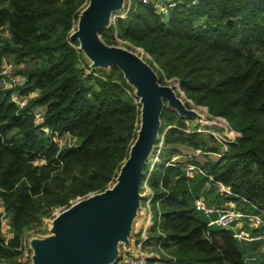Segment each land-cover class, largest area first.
I'll return each mask as SVG.
<instances>
[{"label":"trees","instance_id":"16d2710c","mask_svg":"<svg viewBox=\"0 0 264 264\" xmlns=\"http://www.w3.org/2000/svg\"><path fill=\"white\" fill-rule=\"evenodd\" d=\"M88 1L0 0V72L3 58L17 67L32 64L16 72L22 85L0 87V202L11 234L6 241L0 220L1 264H17L26 235L46 232L45 221L56 211L111 187L137 136L134 90L114 66L90 70L78 42L69 39ZM175 2L162 17L130 0L124 18H115L100 38L142 50L160 85L175 79L186 99L239 136L221 151L211 137L187 132V120L164 107L161 140L152 152L162 142L158 163L146 162L140 185L153 193L154 207L159 203L155 248L175 259L162 258V264H246L231 231L207 228L197 216L194 177L205 179L190 178L182 168L197 166L235 195L264 206V0ZM14 92L28 97L24 108L12 102ZM37 108L44 109L40 125L32 115ZM62 137L75 143L59 146L55 138ZM180 148L219 158L178 161ZM254 232L264 234V228Z\"/></svg>","mask_w":264,"mask_h":264},{"label":"water","instance_id":"95a60500","mask_svg":"<svg viewBox=\"0 0 264 264\" xmlns=\"http://www.w3.org/2000/svg\"><path fill=\"white\" fill-rule=\"evenodd\" d=\"M125 1L89 0L69 39L78 42V50L89 62L90 70H109L114 66L134 90L140 105L136 139L111 187L78 198L55 215L47 236L29 241L28 264H113L120 247L127 249L133 238L143 198V167L159 139L164 107L180 118L207 124L196 110L186 107L173 87L159 84L156 73L138 53L102 41L100 33L114 21L113 14L124 9Z\"/></svg>","mask_w":264,"mask_h":264},{"label":"built area","instance_id":"2783aa9c","mask_svg":"<svg viewBox=\"0 0 264 264\" xmlns=\"http://www.w3.org/2000/svg\"><path fill=\"white\" fill-rule=\"evenodd\" d=\"M130 1V0H128ZM142 4L151 6L155 12L162 16L166 17L171 9L176 6L175 0H139ZM129 6V2H128ZM128 10V8H127ZM126 10V12H127ZM125 16V15H124ZM124 18V17H121ZM18 68L16 65L12 63L8 58L2 59V66L0 72V87L3 90H11L16 87L22 85L18 79V76L12 72V70ZM12 102L19 108L22 109L26 106L28 101V97L20 96L17 92H14L11 97ZM43 108H37L33 110L32 115L34 118V122L36 125H40L43 122ZM41 130L49 134L46 128H41ZM68 139L70 143H75L74 138L62 137L55 138V142L59 144V146H63L65 140ZM226 149V145H224ZM199 153V151H198ZM172 165V164H168ZM187 176L192 178L193 175L198 174L205 179V183L210 185V188H213L217 191L218 195L224 199L223 205L214 206L210 205L203 197L198 196L193 201L194 210L196 213H201L205 215V217L209 218L211 216L214 217L213 220L207 222V228H217L221 230H229L232 232L233 237L239 242L251 243L255 240H258L262 243L261 251L264 254V234L258 233L256 236H252L250 233L246 231L245 228H249L251 230H260L264 228V206L259 207L251 204L246 199L235 195L228 186L224 183L215 180L212 176L201 170V168L188 165L184 168ZM143 186L144 189V199H146V206L141 209L140 215L144 226L142 225L139 228L138 234L141 236L142 241L140 243L136 242L137 238H132L130 241V245L127 249H124L122 246L120 247V254L118 259L113 264H162V258H154L145 251H143V245L147 242V228L154 226L152 221V213H151V204L153 199V193L147 187L146 183ZM246 208H249V212L245 211ZM157 209V219L156 228L158 230L160 223V213L159 211V203H156ZM0 220H1V233H4L10 227V220L2 208L0 206ZM133 240V242H132ZM7 241V240H6ZM135 242V243H134ZM158 251L163 252V250L158 246ZM171 263L175 262V259L171 256L166 257ZM29 256L26 253H22V255L16 260L17 264H28Z\"/></svg>","mask_w":264,"mask_h":264},{"label":"rangeland","instance_id":"374dc122","mask_svg":"<svg viewBox=\"0 0 264 264\" xmlns=\"http://www.w3.org/2000/svg\"><path fill=\"white\" fill-rule=\"evenodd\" d=\"M84 4L86 2V0H83ZM128 0L125 1V7L123 10L113 14L114 18H121L124 17V15L126 14V10H127V6H128ZM76 28V25H75ZM126 44L118 42L117 46H121L124 47ZM135 53H138L143 60H149V56H147L145 53H143L142 50L140 49H136ZM32 64H27L24 65L23 67H18L14 70H12V72H14V74L17 76L16 72L17 70H19V68H27L30 67ZM19 76V75H18ZM165 85L167 86H171L174 88L175 92L177 93V96L180 97L182 99V101L184 102V104L186 105L187 108L190 109H194L196 110L200 115H202L204 117V120L207 121V124H203V123H198L197 120L195 119H186L187 121L185 122L186 126H187V132H193V131H197L200 132L201 134H204L206 136L211 137L213 139V141H215V143L220 145L221 151H225L224 146L222 147V145H226L230 142H232L236 137L239 136L238 133L234 132L231 130V128L228 126L227 122L224 119L221 118H217V117H211L208 113L206 108L204 107H199V106H195L190 100L186 99L184 94L180 91L179 87H178V83L175 79L172 80H168L164 82ZM202 113V114H201ZM210 138L209 141V145L210 147H214L215 143H213L212 139ZM158 140H161L160 138ZM68 142V139L65 140V143ZM161 144L162 142H160V145L158 146L157 150H156V154L152 155L149 159V162H151V164L154 163H158V158L157 155L159 154V152L161 151ZM180 150L182 151L180 155V159H177L176 157H174L173 160H178V161H182V162H190L192 159H195L197 162H205L206 160H211V161H216L219 156L216 154L208 153L206 155H200V153L196 152L193 153L191 150H186L185 148H180ZM184 170V168H182ZM194 185H195V189H197L196 191H193V196L198 197L201 196L203 197L208 203L210 202V200L212 201L211 204L212 205H216V204H220L224 201V199H222L217 191L213 188H210V185L208 183H203L200 180L198 181L197 177H194ZM143 186H145L144 184L142 185V188H140V191H142L141 195L142 197H144V189ZM144 192V193H143ZM216 201H218L219 203H216ZM141 203V208H143L144 206H146V199H141L140 201ZM0 206H1V202H0ZM245 211L249 212V208H246ZM141 209L139 210V215H138V219L134 222V227H133V231H132V237L137 238L136 242L140 243L142 241L141 236H139L138 231H139V226L141 227L142 225L144 226V223L142 222L141 219V215H140ZM58 213H60L59 211H56L54 213V215H57ZM151 213H152V221L154 226L147 228V242L143 245V251H145L146 253H148L149 255H151L154 258H165L167 257L169 254L167 251H163L164 253L157 251L156 250V242H158V233H157V228H156V222L158 221L157 219V210L156 207H154L153 204H151ZM197 216L203 220L204 222H209L211 220L214 219L213 216L207 218L205 217V215L201 214V213H197ZM51 220H46L45 221V226L47 228L46 232L41 233V232H35L30 231L24 240V247H23V253L28 254L29 259L31 256V250L29 248V241L33 238H43L45 236H47L49 234V226H50ZM252 236H256L258 233H255L254 231H250L249 232ZM2 236L4 237L5 240H8L11 238V234H10V230H6L4 233H2ZM133 242V240H132ZM135 243V242H134ZM244 245H248L250 247H253L254 249H251L249 252H246L243 248ZM261 245L262 243L258 240H255L251 243H245V242H239L238 243V247L240 249V251L243 253L244 257H245V261L246 264H261L264 263V254L261 251ZM247 247V246H246ZM170 256V255H169ZM30 262V260H29Z\"/></svg>","mask_w":264,"mask_h":264},{"label":"crops","instance_id":"0c3cea01","mask_svg":"<svg viewBox=\"0 0 264 264\" xmlns=\"http://www.w3.org/2000/svg\"><path fill=\"white\" fill-rule=\"evenodd\" d=\"M18 79H19V81H20V84H23V82H24V78H23L22 76H18ZM211 202H212V201L210 200V202H209L210 205H212ZM216 203H219V202L216 201ZM222 205H223V202L220 203V204H216V205H214V206H217V207L220 206V207H221ZM139 228H140V226H139ZM139 228H138V229H139ZM245 229H246V231H247L248 233H249L250 231H254V230H251V229H249V228H245ZM245 246H247L246 248H250V246H248V245H245ZM249 251H250V249H249ZM249 251H248V252H249Z\"/></svg>","mask_w":264,"mask_h":264},{"label":"bare ground","instance_id":"6f19581e","mask_svg":"<svg viewBox=\"0 0 264 264\" xmlns=\"http://www.w3.org/2000/svg\"><path fill=\"white\" fill-rule=\"evenodd\" d=\"M202 114V113H201ZM202 117V116H201ZM203 123H205V122H203Z\"/></svg>","mask_w":264,"mask_h":264}]
</instances>
